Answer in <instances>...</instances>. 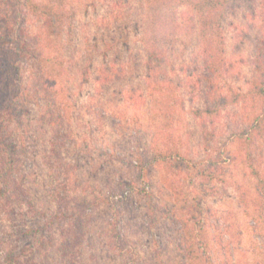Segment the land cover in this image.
<instances>
[{"label": "rangeland", "instance_id": "374dc122", "mask_svg": "<svg viewBox=\"0 0 264 264\" xmlns=\"http://www.w3.org/2000/svg\"><path fill=\"white\" fill-rule=\"evenodd\" d=\"M64 4L71 11L64 18V51L73 67L57 99L65 128L43 123L44 100L27 102L23 162L29 204L51 214L79 211L85 221L81 229L65 224L69 237L63 243L57 219L53 245L45 243L31 255L37 244L24 243L17 248L19 260L5 257L3 264H264V207L253 173L264 177V123L260 135L251 126L264 116V98H228L206 122L194 115L193 109L205 106L206 83L197 82L204 67L197 19L188 4L178 7V41L165 55L173 82L152 95L144 79L145 0ZM251 5L237 6L224 23L228 66L217 77L224 94L230 86L246 93L260 74ZM31 78H24L30 86ZM169 146L181 155L167 164L159 153ZM8 211L0 205L9 232ZM25 212L23 228L39 223ZM185 223L199 227L204 237L201 248L196 238L191 259Z\"/></svg>", "mask_w": 264, "mask_h": 264}, {"label": "trees", "instance_id": "16d2710c", "mask_svg": "<svg viewBox=\"0 0 264 264\" xmlns=\"http://www.w3.org/2000/svg\"><path fill=\"white\" fill-rule=\"evenodd\" d=\"M65 1L0 0V205L10 210L8 220L13 221L8 232L0 216V264L4 263L5 257L6 261L12 263L18 261L21 254L17 248L24 243H30V246L37 244V248L30 249L31 255L39 253V246H45V243L53 245L52 242L57 239L55 234L57 219L65 229H62L59 235V240H63V243L68 242L69 237V230L65 228V224L71 222L81 229L80 224L85 221L79 211H56L51 214L44 212L47 209L41 211L34 204H29L32 202L31 191L27 186L23 162L28 154V132L23 131V125L26 123L23 111L27 102L34 101L37 104L44 100L45 110L40 113L43 123L59 130L65 128L66 115L57 103L60 92H65L63 85L69 80V72L73 69L68 64L69 60L64 51L66 45L64 30L67 23L64 18L68 11ZM246 1H251L250 10L253 18L258 21L257 53L254 61L260 74L253 79L246 93H241L230 86L229 94H224L220 91L217 79L228 66L225 59L224 23L231 12L235 13L237 6H242ZM184 4L191 7L197 19L200 54L204 67V73L197 75V82L204 80L206 83L203 87L205 106L193 109L194 115L206 122L208 118L219 114L226 106L228 98L236 102L248 98L263 99L264 0H145L142 13L144 34L142 43L146 51L144 79L147 91L151 95L162 93V90L164 92L173 82V77L169 76L164 66L165 55L178 41L177 10ZM26 72L32 76L31 86L28 82L25 83L24 78L28 80L30 78L29 75L26 76ZM55 77L59 78L57 80L61 85L58 90L53 88L57 81ZM134 90L132 89V92H136ZM263 123L264 116L258 115L251 124L259 135L262 134ZM159 154L160 161L167 164L181 155L179 149L173 146L167 147L164 153ZM253 173L260 202L264 207V177L256 170ZM23 201L29 204L27 208L24 203L22 204ZM16 209L20 210L18 212L21 214L18 215ZM25 211H29L31 217L36 218L39 223H33L34 225L27 229L23 228L22 225L26 224V221L23 222L26 219ZM193 228L185 223L183 229L185 249L190 259L194 256L195 250L192 248H195L196 238L199 248L204 244L199 227ZM76 232L74 239L79 237L78 231ZM71 241L73 242L72 238ZM62 254V257L77 255Z\"/></svg>", "mask_w": 264, "mask_h": 264}]
</instances>
